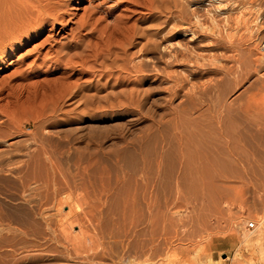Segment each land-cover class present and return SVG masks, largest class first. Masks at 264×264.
<instances>
[{
  "label": "rangeland",
  "instance_id": "rangeland-1",
  "mask_svg": "<svg viewBox=\"0 0 264 264\" xmlns=\"http://www.w3.org/2000/svg\"><path fill=\"white\" fill-rule=\"evenodd\" d=\"M166 1L141 81L0 71V264H264V0Z\"/></svg>",
  "mask_w": 264,
  "mask_h": 264
},
{
  "label": "bare ground",
  "instance_id": "bare-ground-1",
  "mask_svg": "<svg viewBox=\"0 0 264 264\" xmlns=\"http://www.w3.org/2000/svg\"><path fill=\"white\" fill-rule=\"evenodd\" d=\"M83 4H87L84 9ZM141 4L144 14L133 19L130 0H0V71L19 66L17 79L26 82L38 79L46 67L51 71L44 74V84L47 77L63 71L49 81L59 86L53 111L94 79L106 83L124 73L139 81L143 70L135 56H158L161 18L165 15L169 20L173 14L166 0ZM79 11L83 12L80 18ZM27 57L32 58L30 65L22 68Z\"/></svg>",
  "mask_w": 264,
  "mask_h": 264
},
{
  "label": "built area",
  "instance_id": "built-area-1",
  "mask_svg": "<svg viewBox=\"0 0 264 264\" xmlns=\"http://www.w3.org/2000/svg\"><path fill=\"white\" fill-rule=\"evenodd\" d=\"M264 21V20H263ZM263 24V22H262ZM257 51L264 55V33L259 37L258 41H257ZM256 223L255 222H250L247 226L246 229L248 231H253L256 229Z\"/></svg>",
  "mask_w": 264,
  "mask_h": 264
}]
</instances>
